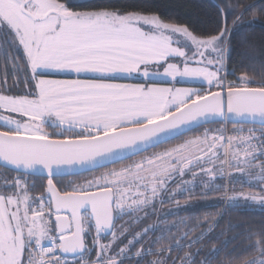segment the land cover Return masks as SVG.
<instances>
[{
    "label": "snow or ice",
    "instance_id": "1",
    "mask_svg": "<svg viewBox=\"0 0 264 264\" xmlns=\"http://www.w3.org/2000/svg\"><path fill=\"white\" fill-rule=\"evenodd\" d=\"M235 7L217 6L215 31L197 35L146 2L0 0V54L17 72L21 60L25 73L23 94H7V79L0 81V169L17 173L0 175V264H215L222 252L227 264H264V228L247 235L245 247L229 250L232 237L200 260V248L178 254L200 244L203 232L188 239L186 230L153 248L175 227L161 228L173 213L157 205L185 192L191 198L188 174L224 179L227 164L250 177L241 183L260 188L233 187L230 205L242 198L264 210V74L226 81L236 76L228 67L233 34L257 5H244L229 27ZM210 123L221 127L189 135ZM227 123L234 127L225 136ZM164 142L171 146L153 151ZM77 170L97 174L55 182ZM33 173L46 179L35 197V181L26 179ZM235 180L230 173L228 183ZM153 215L157 222L148 223Z\"/></svg>",
    "mask_w": 264,
    "mask_h": 264
},
{
    "label": "trees",
    "instance_id": "2",
    "mask_svg": "<svg viewBox=\"0 0 264 264\" xmlns=\"http://www.w3.org/2000/svg\"><path fill=\"white\" fill-rule=\"evenodd\" d=\"M115 3L124 2H146L154 6V10L159 11L162 18L166 22L177 23L180 25L187 26L194 34L206 35L213 33L217 27L221 17L218 15L217 6L221 4H232L236 5L235 10L228 17V25L232 27V21L234 18L240 15L244 5L255 3L256 8L250 11L244 12L243 18L240 22V31L233 34L232 47L233 51L230 54L228 60L229 69L235 68L236 76L229 75L227 80L231 81L236 79L241 73H247L248 76L258 80L261 74H264V68L261 67V61H264V0H113ZM255 20L256 24L253 27H248L247 22ZM10 54L11 50H8ZM22 51V50H21ZM20 65V70L17 72L13 68L10 59L0 54V81L7 79V85L11 88V91L7 94H23L25 91L24 80L25 73L23 71V62L19 59L16 61ZM31 74L28 73V76ZM18 83V87H12ZM221 125H213L206 128H216ZM228 129L233 128L234 125H227ZM236 127H239L237 125ZM245 130L250 125H245ZM256 127V126H255ZM259 130V127H256ZM204 128L194 131L189 135H196L199 131ZM188 138V137H183ZM180 141H173L175 144ZM171 144L163 145L153 151H161L165 147H169ZM148 154V153H147ZM144 154V155H147ZM139 158V157H138ZM128 162V161H127ZM125 163V162H124ZM121 165V164H120ZM0 175L6 176L9 180L13 179L17 174L9 171L0 169ZM80 178V177H76ZM29 185L35 181L36 187L31 189L32 194H40L42 184H46V180L37 178H26ZM74 179V178H72ZM220 179V178H219ZM214 179L212 190L207 189V195H201L200 188H197L196 196L189 198L190 200L197 199L201 201L197 207L192 208H180L174 209L165 204V208L161 212L172 211L173 214L168 215L166 220L161 219L159 221L161 228H167L172 225L170 232H164L165 239L159 244L153 245L154 249L160 247L167 248L170 236L179 237L184 231H189L188 239L198 236L200 233H205V239L200 243L193 245L192 248H184L179 252V256H183L187 252H195L196 249H202L201 254L196 257L197 260L203 258V256L211 250L214 246H219L220 241L230 240L232 237H236L231 244H229V250L235 245L238 248L245 247L251 241L245 239L249 234L258 233L261 228H264V210L261 209L260 205L249 201L245 203L243 199L235 205H226L223 207V198L225 193V187L232 194L233 187L237 193H259L260 189L255 186H248V184L241 183L246 181L245 179L240 182H235L233 185H225L223 179ZM69 179L56 180L55 182H61L60 185H64L65 181ZM201 195V196H200ZM187 195L182 196L179 203H185ZM184 199V200H183ZM207 203L206 206H203ZM156 216L153 215L148 223H155ZM118 220L116 222L117 227L123 222ZM124 221V220H123ZM183 221V223H180ZM160 233L158 232L157 235ZM218 237V239H217ZM109 239V237L107 238ZM107 239L104 242H107ZM259 239L258 235H253V241ZM139 248V245H137ZM254 254V253H252ZM247 254L243 258H248ZM173 256H177L176 252L172 253ZM155 256H147L146 260H154ZM215 264H227V257L222 252Z\"/></svg>",
    "mask_w": 264,
    "mask_h": 264
},
{
    "label": "rangeland",
    "instance_id": "3",
    "mask_svg": "<svg viewBox=\"0 0 264 264\" xmlns=\"http://www.w3.org/2000/svg\"><path fill=\"white\" fill-rule=\"evenodd\" d=\"M161 71H162V69H161ZM226 81H228L227 80V77H226ZM181 86H184V85H182V84H178L177 85V87H181ZM213 90H216V89H213ZM216 128H219V127H216ZM226 128V131H225V136H227V135H229V134H231L232 133V129L233 128H230V129H228L227 127H225ZM213 129H215V128H213ZM204 131V129L203 130H201V131H199L198 132V134L199 133H202ZM245 132H247V130H245ZM197 135V134H196ZM177 143H179V142H177ZM221 153H223V149H221ZM137 160L138 159H140V157L139 158H136ZM126 163H129V161L128 162H125L124 164H126ZM123 165L121 164H119V165H116V166H114V167H117V168H119V167H122ZM206 167H211V165H206ZM101 171H104V170H101ZM254 171H256V172H258L259 171V169L257 168V169H255ZM232 174V175H234L235 177H236V180H235V182H237V181H241V180H243V179H245L246 181H248L249 179H250V177L249 176H247V175H243V176H241V174L240 173H238V172H236L234 169H229L228 168V166H227V164H225L224 165V181H225V185H227V184H229V183H227L228 182V175L229 174ZM95 174H97V173H92V174H90V175H84V176H82L81 178H74V179H71L70 181L72 182V183H80V182H82L84 179H86V178H90L92 175H95ZM184 179L185 180H189V181H192V183H190V184H187L185 187L188 189V191L189 192H191L192 193V196H191V198H194L196 195V190H197V188H200V192H202L201 193V195H203V193H205V192H207L208 190L207 189H210V188H212L213 187V184H214V179H219V176H217V177H215V178H213L212 176H210V175H203V176H201V175H197L196 176V178L193 180V177H192V175L191 174H188L187 176H185L184 177ZM220 180V179H219ZM227 183V184H226ZM252 183L254 184V185H258L259 184V181H252ZM28 184H29V182H28ZM64 185H68L69 184V181H65L64 183H63ZM246 184H248L247 182H246ZM207 185V186H206ZM230 185V184H229ZM248 186H249V184H248ZM173 188L175 187V185H173L172 186ZM256 188H258V189H260L259 187H257V186H255ZM30 195L31 196H33V197H35V196H38V195H40V194H32V192L30 191ZM185 195H187V197L185 198L186 199V202L185 203H179L180 202V200H181V198H182V196H185ZM200 195V196H201ZM229 195H231V193L228 191V188L227 187H225V193H224V198H223V207H225L226 205H229L230 203H229V201L227 200V196H229ZM182 196H177L172 202H170V203H168V202H166L165 204H168L169 206L171 205V207L172 208H176V209H179V208H177V201H178V203H179V205H180V208H182V209H184V208H192V207H194L195 205H199L200 203H201V201H199V200H197V199H193V200H190L189 199V196H188V192H185V194L184 195H182ZM184 200V199H183ZM249 203V202H248ZM165 204H163V205H157V208H158V210L160 211V213L163 211V209L166 207L165 206ZM207 205V203H205L203 206H206ZM195 207H197V206H195ZM162 214V213H161ZM128 219H130V217H124L123 219H121L122 221L121 222H125L126 220H128ZM124 220V221H123ZM157 220H158V218H157V216H156V218H155V223L157 222ZM122 223V224H123ZM121 225V224H120ZM111 237L109 236V239H110ZM105 243H107V242H105Z\"/></svg>",
    "mask_w": 264,
    "mask_h": 264
},
{
    "label": "water",
    "instance_id": "4",
    "mask_svg": "<svg viewBox=\"0 0 264 264\" xmlns=\"http://www.w3.org/2000/svg\"><path fill=\"white\" fill-rule=\"evenodd\" d=\"M229 124H230V125H233L232 123H227L226 125H229ZM213 125H219V124L210 123V124H206V125H204V127H202V128H206V127L213 126ZM250 126H253V125H250ZM256 127H259V125H256ZM202 128H199L198 130H200V129H202ZM196 131H197V130H196ZM173 141H175V140H173ZM173 141H172V142H173ZM166 144H168V142H164V143H162L161 146L166 145ZM155 149H157V148H155ZM155 149H153V150H155ZM144 154H147V153H144ZM144 154H143V155H144ZM138 157H139V156L134 157V159H136V158H138ZM127 161H128L127 159L124 160V162H127ZM119 164H120V163H117V164H115L114 166L119 165ZM109 167H112V165H110ZM3 170H4V169H3ZM101 170H105V169H104V168H100L99 171H101ZM9 172L14 173V174H17L15 171H9ZM92 173H95V172H83V171L77 170V171L73 172V173L70 174V175L62 174V176H61V177H58L57 180H62V179H72V178L81 177V176H84V175H90V174H92ZM28 177H31V178H37V179H42V178L40 177L39 173H33V174L29 175ZM43 180H46V179H43Z\"/></svg>",
    "mask_w": 264,
    "mask_h": 264
},
{
    "label": "crops",
    "instance_id": "5",
    "mask_svg": "<svg viewBox=\"0 0 264 264\" xmlns=\"http://www.w3.org/2000/svg\"><path fill=\"white\" fill-rule=\"evenodd\" d=\"M55 78H66V77H55ZM184 86H188V85H184Z\"/></svg>",
    "mask_w": 264,
    "mask_h": 264
},
{
    "label": "flooded vegetation",
    "instance_id": "6",
    "mask_svg": "<svg viewBox=\"0 0 264 264\" xmlns=\"http://www.w3.org/2000/svg\"><path fill=\"white\" fill-rule=\"evenodd\" d=\"M81 177H82V176H81ZM81 177H80V178H81ZM70 180H71V179H69L68 181H70ZM57 183L60 184L61 182H57Z\"/></svg>",
    "mask_w": 264,
    "mask_h": 264
},
{
    "label": "built area",
    "instance_id": "7",
    "mask_svg": "<svg viewBox=\"0 0 264 264\" xmlns=\"http://www.w3.org/2000/svg\"><path fill=\"white\" fill-rule=\"evenodd\" d=\"M226 127V126H225Z\"/></svg>",
    "mask_w": 264,
    "mask_h": 264
}]
</instances>
